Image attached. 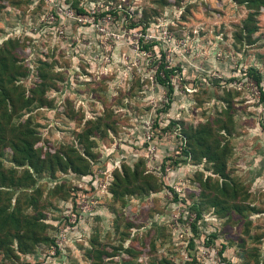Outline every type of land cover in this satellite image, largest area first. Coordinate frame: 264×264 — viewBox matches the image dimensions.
<instances>
[{
    "label": "rangeland",
    "instance_id": "obj_1",
    "mask_svg": "<svg viewBox=\"0 0 264 264\" xmlns=\"http://www.w3.org/2000/svg\"><path fill=\"white\" fill-rule=\"evenodd\" d=\"M153 7L0 0V57L9 68L15 58L31 101L12 122L11 106L0 108L10 142L0 146V207L11 176L23 183L28 171L13 159L11 131L31 136L41 158L74 149L89 173L43 172L16 187L12 205L40 219L48 241L2 249L0 264H91L99 254L100 264H264V9L166 0L145 27ZM159 65L176 69L171 93ZM185 133L218 156L187 150ZM124 168L140 175L115 200Z\"/></svg>",
    "mask_w": 264,
    "mask_h": 264
},
{
    "label": "trees",
    "instance_id": "obj_2",
    "mask_svg": "<svg viewBox=\"0 0 264 264\" xmlns=\"http://www.w3.org/2000/svg\"><path fill=\"white\" fill-rule=\"evenodd\" d=\"M249 8L258 10L260 8L264 9V0H247ZM152 3L155 7L149 9L146 8L142 12L143 16L140 19V24L145 27L149 25L152 16H157L159 10H161L166 5V0H152ZM80 14H84V11L79 10ZM17 61L15 58L11 57V68L16 66ZM10 61L8 58L1 56L0 57V108L2 106L8 107L11 106L13 112L12 116L16 115V112L25 110L31 104V101L25 97L24 93L19 89L16 83V72L9 68ZM176 69H169L167 65H159V72L161 75H158L157 80L161 85H168L169 92H173L171 84L168 82L169 76L173 75ZM250 73V71H249ZM250 75H252L250 73ZM256 81L257 87L261 90L260 79L255 75L253 77ZM18 105L22 107H17ZM9 119V118H8ZM218 123V121H217ZM0 129H2V124L0 121ZM213 132V131H212ZM211 133V131H210ZM184 137L187 139V150H196L198 148L202 149L206 157H211L214 159L215 156H218L216 151H219L218 147L214 149L213 147L207 146V143L203 142L202 134H199V137H192L189 133H185ZM210 137V136H209ZM31 136L20 135L17 132L11 131V152L13 155L14 161L18 165H25L28 168V171L24 172L25 182H20L17 178L11 176V189L15 188V191H11V197L8 198L7 204H4L0 207V250L10 248L11 253L13 252H23L27 253L34 249V247L39 242H47L48 239L42 237V231L45 227L43 222L37 217L27 215L23 213L19 202L15 206L12 205V192H16L17 186L24 188L27 186L25 183H30L31 186H34L33 174H41L43 172H48L50 177H53L57 172H66L68 170L76 174L88 175L87 168H82L76 166L78 163H83L85 161L82 156L76 152L74 149H70L67 152H56L47 158H41L40 155L34 150V146L30 140ZM10 145V142L6 143L5 141V132L0 134V146L2 144ZM218 146V145H217ZM205 148V149H204ZM216 150V151H211ZM215 152V153H214ZM197 156V155H196ZM195 156V157H196ZM217 159V158H216ZM217 164H222L226 166L225 155H220L218 160H213ZM219 161V162H218ZM32 171V172H31ZM140 173L133 168L131 171L130 168H124L121 170V173L116 176L115 186L113 187V196L115 200H119L120 197L130 194V187L137 182ZM122 178L124 181H122ZM17 183H14V182ZM22 181V180H21ZM135 181V182H134ZM125 186L122 191L121 188ZM3 186V185H2ZM120 190V191H119ZM10 192V191H9ZM122 193V195H121ZM124 198V197H123ZM218 207V206H217ZM17 243L18 250L12 247L13 244ZM15 254V253H14ZM101 256L94 257L91 264H100Z\"/></svg>",
    "mask_w": 264,
    "mask_h": 264
}]
</instances>
